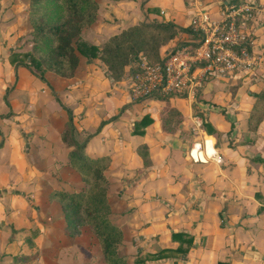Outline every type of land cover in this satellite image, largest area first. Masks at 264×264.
I'll list each match as a JSON object with an SVG mask.
<instances>
[{
    "label": "crops",
    "instance_id": "obj_1",
    "mask_svg": "<svg viewBox=\"0 0 264 264\" xmlns=\"http://www.w3.org/2000/svg\"><path fill=\"white\" fill-rule=\"evenodd\" d=\"M169 1L173 3V0ZM256 1L260 7L249 22L247 31L254 50L261 55L260 67L230 77H209L194 87V94L169 93L151 97L154 100L136 103L137 107H134L133 103L139 101L130 100L127 84L124 95L101 93L104 94L99 99L101 101L94 103L90 91L85 92V89L92 90V87L82 85L79 70L82 58L88 66L95 65L94 62L99 60L86 62L85 57L79 55L77 67L73 75L68 77L47 70L57 78L66 80V86H61L59 95L64 106L72 109V137L84 145L86 155L96 157L106 154L111 157L105 174L109 182L107 195L113 212L115 206H122L126 210L125 219L132 216V220L138 223L134 226H137L136 237H139L137 243L140 249L142 241L146 243L147 239L153 237L151 247L147 249L151 252L150 257L139 264H214L218 260H226L230 264H264V114L255 128L248 127L257 101L254 94L264 93V0ZM20 2L0 0V10L4 4L10 10L19 11L22 8ZM221 2L215 0L212 2L214 5H201L198 0H187V19L182 23L173 20L180 26H189L191 18L199 11L211 18H218L220 10L224 8ZM164 3V0H98L97 18L82 29L80 36L88 42L101 45L111 34L137 21H149L151 18L161 21V14L166 15L167 19L171 16L170 8ZM18 14L12 15L17 19ZM27 18L29 20L28 9ZM189 32L179 31L177 39L181 38V41L177 43L190 40ZM174 43L163 45L160 54ZM18 65L14 67L15 73ZM256 72L261 77L250 83L249 73ZM125 75L124 82L128 83L129 71ZM35 78L41 83V91L49 92L40 77ZM221 79L226 84L215 89L214 85H220ZM244 86L248 87L242 90ZM50 93H54L57 99L54 90L51 89ZM114 93L124 96L120 106L114 101ZM197 95L201 100H195ZM80 96L81 100L74 101V97L79 99ZM167 97L168 102L164 100ZM208 99L215 103L214 109L223 110V116L217 110L206 111L210 109L205 107L203 100ZM108 102L111 107L102 116L100 111ZM184 104H188L189 108H184ZM41 105L40 117L42 112H46V105ZM169 105L182 114V120L174 132L163 130L161 124V112ZM60 109L63 110L62 107ZM60 114L64 118L67 113L61 111ZM11 115L14 118L19 116L18 113ZM144 115H148L151 122L143 126L137 124ZM42 118L47 122L45 114ZM102 120L106 122L100 125ZM204 120L211 122L213 132L207 131ZM188 126L193 136L191 139L183 134ZM58 137H62V131ZM60 142L63 151L69 152L71 146L64 144L61 139ZM143 146L147 150V163L138 152L139 147ZM128 177L131 178L129 181ZM115 180L118 182L116 187ZM64 181L69 188L49 186L46 196H43L44 188L29 184L24 178L21 183L7 182L5 187L1 186L3 180L0 181V232L2 239L3 235L9 233L8 244L16 246L15 249L0 248L1 252L4 251L0 253V264H43L46 260L49 264H63L59 257L77 249L79 235L72 236L66 230L61 209L57 215L49 212L52 205L60 207L59 201L49 199L50 190L72 188L69 180ZM176 205L182 206V212L175 209ZM194 205L198 207L201 221L205 220L210 206L214 207V211L215 208L217 212L221 210L225 219L222 231L215 229L209 242L203 246L200 245L201 233H194L193 236L189 233L191 229L183 224L189 222L184 219H188L189 207ZM208 215L214 221V217ZM181 216L179 223L182 227L177 228L174 222ZM6 226L8 230H4ZM172 231L191 235L192 245L185 254L179 256H172L169 251L161 253L160 257L155 256L161 248H174L179 244L171 236ZM162 239L166 243H160ZM48 245L50 248H47ZM47 249L51 250L50 254H46ZM140 249L137 247L135 252L140 254ZM96 257L99 255H93L88 261L96 260ZM95 263L93 261L90 264ZM127 264H130L128 260Z\"/></svg>",
    "mask_w": 264,
    "mask_h": 264
},
{
    "label": "rangeland",
    "instance_id": "obj_2",
    "mask_svg": "<svg viewBox=\"0 0 264 264\" xmlns=\"http://www.w3.org/2000/svg\"><path fill=\"white\" fill-rule=\"evenodd\" d=\"M20 1H22L20 2L22 5V8L19 10L20 12L16 9L10 10L11 8L9 6L4 7V4L1 5L3 8L0 10V158L2 157V160L0 161V181L3 180V182H1V186L5 187L7 182L14 181L21 183L22 178H24V180L29 184H37L38 186L44 188L43 196H46L49 186L69 188L67 185H65V179L69 180V183H73L71 182L73 179V171L68 164V152L63 151L62 145L60 144V139L64 144L65 142L63 137H58V133L63 130L67 136L72 137L71 133L73 132V127L70 125H65L67 122L63 123L69 116L66 109H69L71 114L72 109L67 105L64 106L61 101L62 96L59 95V90H62L61 86H63V88L66 86L65 79L63 80L61 78H57L45 70L43 71V76H40V80L44 82L46 87L49 89V92H42L39 88L41 83L37 81L35 77H38L39 79V69L42 68H37L32 60L33 53L31 50L32 44L30 33L31 23L27 18L28 0ZM164 1V4L170 8L169 13L171 16L169 15L170 17L166 19L167 16L160 13L162 18L161 21L168 20L174 22L173 19H175L182 23L187 19V0H173V3H171L169 0ZM214 1L215 0H198L201 5H210L213 4L212 2ZM221 1L222 0H217V3ZM156 9L159 10L158 7H156ZM8 12H10V14ZM13 13H19V17L15 19V17L12 15ZM152 20H154V18H151L149 21ZM180 39L181 38H179L178 41H181ZM169 49L170 47L168 50ZM14 57L16 58V62L20 63L21 61L23 63H27L30 67L26 64L18 65V71L15 73L14 67L17 66L15 65L16 62L14 61L12 63L10 61ZM83 61L84 60L82 58V63L79 70V76L82 77L79 78L82 80V85L84 87H92V90L87 88L85 89V92L90 91V94L93 95L92 98L94 103L101 101L99 100L100 97L104 96V94L101 95V93L106 92L107 94H110L111 92H116L120 94V96L124 95V93L127 91V81L126 83L124 82L126 75L123 76V80L115 81L108 76L106 67L101 62L95 61V65L92 64L88 66L84 64ZM249 75L250 83L251 81L261 77V74L257 72L249 73ZM219 81L220 85H214L215 89L221 87L223 84H226V82L222 79ZM239 83L241 84V81ZM68 84L69 83H67V85ZM247 87L244 86L242 90L247 89ZM8 88L9 91L6 92ZM51 89L56 93L58 101L54 97V93H50ZM116 93H114V101L115 103L118 102L117 105L120 106L121 102L124 100V96L120 97ZM198 97L199 96L197 95L195 100H201ZM83 99L84 98H82V100ZM79 100H81V96L79 99L74 97V101L78 102ZM150 100H154V98H146L142 101L135 102L133 103V106L137 107L136 103H144ZM203 102L205 107L210 109L206 111L217 110V112L223 116V110L214 109L215 103H213L210 99L203 100ZM40 104L46 105L44 106L46 107V112L44 114L47 122L43 120L44 118H42L44 117L43 112L40 117ZM61 107L63 110L60 109ZM110 107V102H108V105L105 104L104 109L102 108L100 111L101 115L103 116L105 110H109ZM184 108H189V105L184 104ZM61 111H63L65 114L67 113L64 118H62V115L60 114ZM194 111H196V113L198 112L196 108ZM11 113H18L19 116L14 118ZM97 119L98 117L95 118V120ZM61 123L63 124L61 125ZM227 127H229V125H227ZM183 134H185L184 137H188L189 139L193 137L189 126L186 127ZM7 167L11 168L7 169ZM130 177H128V181L131 179ZM117 183L118 182L115 180L114 187L117 186ZM1 192L2 191L0 189V194ZM59 208L60 207L57 205H52L49 212L51 215H57V213H59ZM120 208H122V206ZM120 208L115 206V212L112 214L113 219L121 224L124 232L123 239L119 243V254L125 259L128 258L127 260L130 264L142 263L145 258L150 257L151 252L147 249L151 247L150 241L153 240V237L151 239H147L146 243L142 241V248L140 249V244L137 243L139 237H136V233H138V231L136 232L137 226H134V224L137 225L138 223L132 220V216L125 219L126 215H124V212L126 210ZM189 208V214L187 216L188 219L186 217L184 219L185 221L189 222L183 224L187 225L188 228L191 229V232H189L191 235L194 236V233L197 235L201 233L200 238L202 239H200V245L203 246L209 242L210 237L215 229H221L220 231H222V228L225 227V219L221 210H218L217 212L216 208L214 211L213 206L208 207L207 213L214 217V221L210 220V216L208 214L205 215V220L203 219L201 221V214L197 212L198 207L194 205L193 207L190 206ZM175 209L181 210L182 206L176 205ZM180 212H182V210ZM60 213H62L61 210ZM181 218L182 216L178 217V221L174 222L175 227H182V224H180ZM56 222L58 224L57 220ZM144 225L148 226L149 223H144ZM43 229L46 230L45 227H43ZM4 230H8L7 226L4 228ZM188 236V233L183 234V237ZM163 239L160 241V243H166L163 241ZM176 240L182 246L190 247V245L183 241V239L177 238ZM9 241V233L6 236L3 235L2 239L0 232V248L2 249L8 247L9 249H15L16 246L8 244ZM137 247L141 251L140 254L135 252ZM47 248H50V245H48ZM46 251L48 252L46 254L51 253V250L49 251L47 249ZM0 253H4V251H0ZM169 253H171L172 256H179L181 254L177 251H169ZM95 254L100 255V246L88 228H83L79 232V242L77 249H73L69 253H63L59 257V261L63 264H90L93 261H96L95 264H103V262L100 260V257H96V260L92 259L88 261L89 258ZM132 260L134 263H132ZM43 264H49V261L46 260V262H43Z\"/></svg>",
    "mask_w": 264,
    "mask_h": 264
},
{
    "label": "trees",
    "instance_id": "obj_3",
    "mask_svg": "<svg viewBox=\"0 0 264 264\" xmlns=\"http://www.w3.org/2000/svg\"><path fill=\"white\" fill-rule=\"evenodd\" d=\"M243 0H225L221 6L240 3ZM28 17L31 23L32 60L37 68L49 70L60 76H72L79 62V55L86 62L101 61L113 80H120L135 65L139 55H144L151 62L160 59L161 47L175 42L181 30L190 31L189 26H179L175 22L137 21L120 31L111 34L101 44H93L80 36L82 29L97 18L98 0H29ZM12 63L16 58L10 60ZM17 63V64H16ZM18 64H26L20 61ZM30 67V66H29ZM38 76V75H37ZM257 100L249 118V128H255L264 114V93H255ZM169 97L164 98L168 102ZM168 105V103H167ZM66 125H72V114L69 109ZM182 120L181 112L170 106L161 112L163 130L174 132ZM100 122V125L105 123ZM151 122L144 115L136 123L146 125ZM69 123V124H68ZM204 126L209 133L213 126L204 120ZM142 132V131H140ZM70 134V133H69ZM64 142L71 146L68 152V164L73 171L71 189L52 188L49 199L57 200L64 217L65 228L72 235H79L83 228H88L100 246V260L103 264H127V260L119 254V243L124 232L121 224L112 217L113 210L108 199V178L105 170L111 157L103 154L90 157L84 152V145L62 131ZM143 161L148 162L146 146L139 147ZM183 231H172L174 239H183L192 245L193 237H183ZM188 247L178 244L176 247H164L157 251V257L165 251H177L185 254ZM214 264H230L226 260H218Z\"/></svg>",
    "mask_w": 264,
    "mask_h": 264
},
{
    "label": "built area",
    "instance_id": "obj_4",
    "mask_svg": "<svg viewBox=\"0 0 264 264\" xmlns=\"http://www.w3.org/2000/svg\"><path fill=\"white\" fill-rule=\"evenodd\" d=\"M259 7L255 0L231 3L220 10L218 18L199 11L190 20V40L164 51L158 62L139 55L129 71L130 100L194 94V87L209 77H230L260 67L261 55L254 50L247 31Z\"/></svg>",
    "mask_w": 264,
    "mask_h": 264
}]
</instances>
